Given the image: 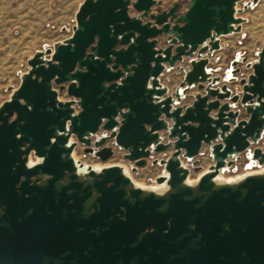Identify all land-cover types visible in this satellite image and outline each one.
<instances>
[{
	"label": "water",
	"instance_id": "obj_1",
	"mask_svg": "<svg viewBox=\"0 0 264 264\" xmlns=\"http://www.w3.org/2000/svg\"><path fill=\"white\" fill-rule=\"evenodd\" d=\"M239 1L189 0L183 13L179 2L152 13L157 0H84L72 35L28 59L0 105V264H264V173L212 181L264 134V43L239 92L209 68L221 37L241 30ZM239 63L232 61L229 83ZM174 69L183 77L170 91L161 77ZM108 141L93 153L104 161L119 147L134 171L171 150L151 161L163 167L157 182L165 189L137 186L118 164L88 167L73 183L65 170L75 168L76 143ZM204 145L214 163L189 184L183 160ZM31 152L43 161L26 176L41 170L50 178L26 195L14 186L18 165L11 170ZM260 157L254 149L259 165ZM72 186L83 194L66 192ZM72 198L79 211L63 217Z\"/></svg>",
	"mask_w": 264,
	"mask_h": 264
},
{
	"label": "rangeland",
	"instance_id": "obj_2",
	"mask_svg": "<svg viewBox=\"0 0 264 264\" xmlns=\"http://www.w3.org/2000/svg\"><path fill=\"white\" fill-rule=\"evenodd\" d=\"M84 0H0V105L11 96L9 88H17L21 82V75L29 70L28 59L37 51L53 48L56 42H62L69 38L76 25L75 14ZM251 0H240L237 3L239 10L237 16L245 21L242 23L240 32L231 33L221 37V48L215 53L210 61L209 68L214 75L221 77V83L227 82L233 92H239L242 88L239 79L247 77L252 69L246 63L257 60V53L264 43V0H258L254 6L244 7ZM175 2L180 3L179 12L183 13L188 7L189 0H157L151 8L152 13L168 10ZM130 15H136L134 9ZM163 40V37H162ZM163 44V41H162ZM246 57L247 61L242 62ZM236 58L240 60V72L236 74L235 82H228V77L233 68L231 63ZM180 65L185 66L183 63ZM183 77V73L176 69L165 71L162 83L172 91L179 82L177 76ZM219 84V85H220ZM58 90V86H54ZM62 100H68L66 92L60 93ZM189 101V100H185ZM245 114H242L244 116ZM264 140V137L263 139ZM263 144L262 141L260 142ZM108 142L107 145H110ZM84 145L79 143L74 151L77 160L85 165L95 168L105 165L118 164L125 168L132 180L141 186H154L155 178L163 173V167L151 163L153 158L166 157L169 154L156 153L147 160L144 166L132 170L133 163L123 158L124 151L119 147H113L114 154L103 162L83 150ZM199 160L201 171L207 169L213 160L209 155V149L203 146L201 153L196 157ZM187 167L190 161L183 160ZM244 162L236 170H230L221 175L222 178H233L246 173ZM190 167V166H189ZM250 170H258L253 166ZM200 172L191 168L189 179H195Z\"/></svg>",
	"mask_w": 264,
	"mask_h": 264
},
{
	"label": "flooded vegetation",
	"instance_id": "obj_3",
	"mask_svg": "<svg viewBox=\"0 0 264 264\" xmlns=\"http://www.w3.org/2000/svg\"><path fill=\"white\" fill-rule=\"evenodd\" d=\"M170 8V7H169ZM239 66V64L237 65ZM243 118H247V115H245V117ZM103 134V130H100L97 135L95 136V139L98 138L99 136H101ZM264 137V134L262 135L261 139L257 142V143H251L244 151L240 152L237 156L234 157L233 159V164L225 169L224 171L220 172L217 176L212 177V181L216 184L218 183H233V182H238L241 179H243L244 177H246L247 175L250 174H259V173H264V159H262V157H260L259 159L263 160V163L261 165L258 164L257 160H253L252 158V154L254 149L256 148H260L262 150V152H264V140H262ZM75 140V139H72ZM262 141V145L261 142ZM109 142V141H108ZM107 142V143H108ZM107 143H105L104 145H102L99 148H95L93 145L91 146H85L84 145V152L87 154H91L93 156H95L96 158H99L98 156H96L93 152L94 151H98L100 148L102 147H106V146H110L107 145ZM79 144V142L76 143V145L73 148V152H72V157L74 160V169L73 170H65V173L67 174H72L74 175L76 178H73V183H76L75 180L78 179L81 175L84 176L87 173V168L88 167H92L93 169H96L95 167L91 166V165H85L82 161L77 160L74 156V151L77 147V145ZM24 148V147H22ZM21 158H26V160L23 162V166L20 164V162L15 163L14 166H12V170H11V174L14 173L16 171V166L18 165V171L22 172L21 175L18 178V181L15 183V188L17 189V191L19 193L22 192V189L26 191V195H28L29 193H37V188L40 189H44L47 186V180L50 178V176H48L46 173H42L41 170L34 174L29 176V178L26 176V173L29 172L32 168H34L37 164L41 163L43 161L42 157L36 156L33 152L29 153L28 155L23 154L21 156ZM100 159V158H99ZM109 159V158H108ZM107 159V160H108ZM212 159V158H211ZM101 160V159H100ZM194 160H196V158H194L193 160H189L191 162V164L188 166L190 168V173L189 176L187 178V182L189 184H192L193 182L197 181L202 175H204L205 173L209 172V168L213 165L214 161H212L211 163L208 164L207 169H205L204 171H201V166L199 164V160L197 163L193 164ZM103 161V160H102ZM106 160H104L103 162H105ZM244 162V169L247 170L246 173L239 175L237 177H233V178H222L221 175L225 174L226 172H229L230 170H236L239 165L241 163ZM82 164V166H80L79 164ZM105 166H109V165H105ZM102 166V167H105ZM253 166L258 167V170H250ZM100 167V168H102ZM191 168H193V170L195 172H200L199 175L193 179L190 180V174H191ZM197 168V169H196ZM166 175V173L163 171V173L159 176H157L155 178V182L156 184L154 186H141L136 184L134 181V183L137 186H140L141 188H147V189H151L153 191H161L163 189H165L166 187V182H157V179H160L161 177H164ZM28 178V179H27ZM132 179V178H131ZM26 180H28L27 184H26ZM63 182V180H62ZM24 183V184H23ZM110 183H108L109 185ZM57 192H60V188H58L56 190ZM78 187L76 186H72L70 188L66 189V192H68L69 194L72 193H76L78 196H81L83 194V192H78ZM58 197V195L56 196V198ZM56 203H58L57 199H56ZM79 204L73 203V198L69 200V203H67L66 205L62 206V208L60 209V212L63 217L65 216L66 213H71L76 215L79 211ZM89 209L92 211H95V208L93 207V204H89L88 205ZM99 207V206H98ZM48 209V206H47ZM51 212V211H49Z\"/></svg>",
	"mask_w": 264,
	"mask_h": 264
},
{
	"label": "crops",
	"instance_id": "obj_4",
	"mask_svg": "<svg viewBox=\"0 0 264 264\" xmlns=\"http://www.w3.org/2000/svg\"><path fill=\"white\" fill-rule=\"evenodd\" d=\"M218 52H219V51H216V52L213 53L212 57H210V61L213 59L215 53H218ZM180 64H181V63H180ZM162 77H163V76H162ZM162 77H161V81H162ZM177 80L180 81V80H181V76L178 75V76H177ZM170 90H171V89H170ZM173 90H174V89H173ZM196 92H197V89H193L192 91H190V94H195ZM59 98H60V97H59ZM60 99H61V98H60ZM61 100H62V99H61ZM190 103H191V100L185 102V104H187V105H189ZM243 117H245V115L242 116V118H243ZM168 152H169V154H171L172 151L169 150Z\"/></svg>",
	"mask_w": 264,
	"mask_h": 264
},
{
	"label": "bare ground",
	"instance_id": "obj_5",
	"mask_svg": "<svg viewBox=\"0 0 264 264\" xmlns=\"http://www.w3.org/2000/svg\"><path fill=\"white\" fill-rule=\"evenodd\" d=\"M96 169H99V167H97Z\"/></svg>",
	"mask_w": 264,
	"mask_h": 264
}]
</instances>
